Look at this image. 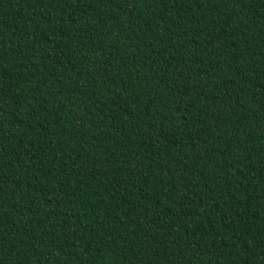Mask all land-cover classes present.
<instances>
[{
    "label": "trees",
    "instance_id": "obj_1",
    "mask_svg": "<svg viewBox=\"0 0 264 264\" xmlns=\"http://www.w3.org/2000/svg\"><path fill=\"white\" fill-rule=\"evenodd\" d=\"M0 264H264V0H0Z\"/></svg>",
    "mask_w": 264,
    "mask_h": 264
}]
</instances>
